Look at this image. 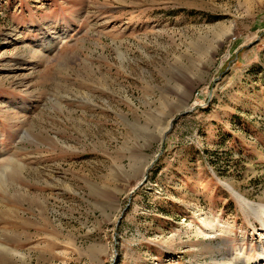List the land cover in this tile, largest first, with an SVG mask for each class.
Wrapping results in <instances>:
<instances>
[{"label": "rangeland", "instance_id": "1", "mask_svg": "<svg viewBox=\"0 0 264 264\" xmlns=\"http://www.w3.org/2000/svg\"><path fill=\"white\" fill-rule=\"evenodd\" d=\"M239 193L264 204V0H0V264L257 261Z\"/></svg>", "mask_w": 264, "mask_h": 264}, {"label": "bare ground", "instance_id": "2", "mask_svg": "<svg viewBox=\"0 0 264 264\" xmlns=\"http://www.w3.org/2000/svg\"><path fill=\"white\" fill-rule=\"evenodd\" d=\"M165 131V129L161 131L162 136L164 135ZM231 189L233 188L231 187ZM237 196L241 199L242 202L246 204V206L254 213L255 216L261 219L264 217V204L253 203L249 199L242 196L240 193L237 194ZM201 223L203 224V226H199V228H197V230L195 231V236L209 237L210 235H217L218 233L223 232L222 226L217 227L214 221L205 220ZM0 251L9 252V249L0 245ZM209 264H264V254L260 258H258L257 261H253L248 256V253L237 250L231 263L213 261Z\"/></svg>", "mask_w": 264, "mask_h": 264}, {"label": "water", "instance_id": "3", "mask_svg": "<svg viewBox=\"0 0 264 264\" xmlns=\"http://www.w3.org/2000/svg\"><path fill=\"white\" fill-rule=\"evenodd\" d=\"M189 111H191V108L190 109H188V110H185L184 112L185 113H187V112H189ZM184 112H182L181 114H179L178 116H180V115H182ZM176 119H174V121H175ZM174 121H173V123H174ZM173 127V126H172ZM172 129V128H171Z\"/></svg>", "mask_w": 264, "mask_h": 264}]
</instances>
